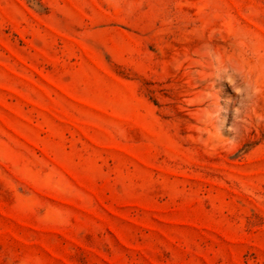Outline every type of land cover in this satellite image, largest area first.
<instances>
[{"label": "rangeland", "instance_id": "1", "mask_svg": "<svg viewBox=\"0 0 264 264\" xmlns=\"http://www.w3.org/2000/svg\"><path fill=\"white\" fill-rule=\"evenodd\" d=\"M0 264H264V0H0Z\"/></svg>", "mask_w": 264, "mask_h": 264}]
</instances>
